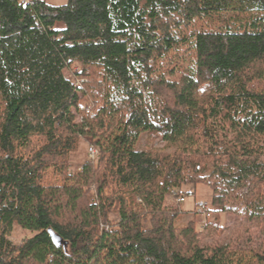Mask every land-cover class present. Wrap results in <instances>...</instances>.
I'll return each mask as SVG.
<instances>
[{"label":"trees","instance_id":"1","mask_svg":"<svg viewBox=\"0 0 264 264\" xmlns=\"http://www.w3.org/2000/svg\"><path fill=\"white\" fill-rule=\"evenodd\" d=\"M197 185L260 243L175 227ZM0 264H264V0H0Z\"/></svg>","mask_w":264,"mask_h":264},{"label":"rangeland","instance_id":"2","mask_svg":"<svg viewBox=\"0 0 264 264\" xmlns=\"http://www.w3.org/2000/svg\"><path fill=\"white\" fill-rule=\"evenodd\" d=\"M43 1L52 6H63L67 3V0ZM66 76L71 77L70 74H66ZM76 120L79 121L80 117ZM144 142V137H141L137 148L142 149ZM90 148H93L96 151L94 158L88 156ZM86 158L93 161L97 158V150L89 144L88 139L81 141L77 152L71 157L70 170L72 172L81 171V165ZM181 192L184 193L181 196L186 198L185 202L180 204V209L184 213L175 221L174 225L177 228L185 227L190 221H193L198 231H201V245H212L221 240H224V242H228L230 240L232 243L235 242L238 245L244 244L250 247L257 246L263 239V234L261 233V229L257 227V224L246 221L241 215L242 209L238 214H225L216 211V209L210 204L212 194L208 187L204 185L182 186ZM242 192H244V190H242ZM187 193H190L191 196L189 197ZM204 203L207 205L205 209L207 212H198L197 210V213H194V210L198 209L197 205ZM174 205H176V199L174 200L172 197H168L165 201V206L168 208ZM207 223H211L212 227L217 228V231L214 233L211 232V228L208 230L207 228L205 229ZM237 235H239L240 238H238ZM30 236L31 234L29 232L22 231L19 227L14 226L10 235V241L15 245H19L26 237ZM249 239H252V241L248 242Z\"/></svg>","mask_w":264,"mask_h":264},{"label":"built area","instance_id":"3","mask_svg":"<svg viewBox=\"0 0 264 264\" xmlns=\"http://www.w3.org/2000/svg\"><path fill=\"white\" fill-rule=\"evenodd\" d=\"M25 2H28L29 0H24ZM96 155V151L93 149V148H90L89 149V156L91 157V158H94V156ZM191 195H189V197H190ZM185 202V197H183V196H181V197H179L178 199H176V203H178V204H181V203H184ZM206 207H207V205H206V203H204V204H198L197 205V210H198V212H204L205 211V209H206Z\"/></svg>","mask_w":264,"mask_h":264},{"label":"water","instance_id":"4","mask_svg":"<svg viewBox=\"0 0 264 264\" xmlns=\"http://www.w3.org/2000/svg\"><path fill=\"white\" fill-rule=\"evenodd\" d=\"M48 233L52 236V232L50 230H48Z\"/></svg>","mask_w":264,"mask_h":264}]
</instances>
